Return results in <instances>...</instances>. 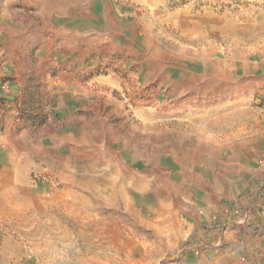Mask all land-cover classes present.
Returning a JSON list of instances; mask_svg holds the SVG:
<instances>
[{"label": "rangeland", "instance_id": "rangeland-1", "mask_svg": "<svg viewBox=\"0 0 264 264\" xmlns=\"http://www.w3.org/2000/svg\"><path fill=\"white\" fill-rule=\"evenodd\" d=\"M251 205L264 0H0V264H264Z\"/></svg>", "mask_w": 264, "mask_h": 264}, {"label": "trees", "instance_id": "trees-1", "mask_svg": "<svg viewBox=\"0 0 264 264\" xmlns=\"http://www.w3.org/2000/svg\"><path fill=\"white\" fill-rule=\"evenodd\" d=\"M243 211V215L245 217L244 223L239 226H232L229 229L230 231H227L228 233H232L236 236L241 235L244 237H250L264 229V215L261 214L255 206H247ZM217 233L224 236L226 235V229L224 228L218 230L217 224L204 226L202 230L198 227H195L192 230V233L185 245H190L194 237H197L196 243L210 242L212 239H214V237L217 236Z\"/></svg>", "mask_w": 264, "mask_h": 264}, {"label": "bare ground", "instance_id": "bare-ground-1", "mask_svg": "<svg viewBox=\"0 0 264 264\" xmlns=\"http://www.w3.org/2000/svg\"><path fill=\"white\" fill-rule=\"evenodd\" d=\"M51 207H53L51 204H44V205H39V213L40 214H42V215H46V213H47V211H49L50 209H51ZM61 209V208H60ZM75 212H77V209H75ZM38 213V214H39ZM92 213V212H91ZM63 215V214H62ZM87 215V214H86ZM85 215V216H86ZM89 215V214H88ZM87 215V216H88ZM66 218V217H65ZM54 220V219H53ZM58 220V219H57ZM41 223V222H40ZM60 223V222H59ZM49 226H55V222L54 221H49ZM61 226V225H60ZM88 226H90V225H88ZM63 227V226H62ZM61 227V228H62ZM90 228H91V226H90ZM58 229V228H57ZM67 229V228H66ZM66 229L63 227V229H62V232H63V236L64 235H66ZM88 229V228H87ZM45 231H47V230H45ZM48 232L49 233H52V228L51 229H48ZM93 233V232H92ZM40 234V233H39ZM68 234V233H67ZM93 235H95V234H93ZM50 236V235H49ZM63 236L61 237V238H63ZM67 237V236H66ZM92 237V236H91ZM49 240V239H48ZM89 244H90V242H89ZM40 245V244H39ZM48 245V244H47ZM46 246V245H45ZM49 246V245H48ZM48 249H49V247H48ZM49 253V252H48ZM45 254V253H44ZM47 254V253H46ZM42 257V256H41ZM45 258H46V256H45Z\"/></svg>", "mask_w": 264, "mask_h": 264}]
</instances>
